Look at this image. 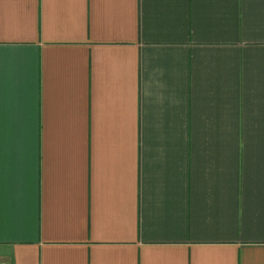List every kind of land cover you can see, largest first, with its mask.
<instances>
[{
  "label": "crops",
  "instance_id": "obj_1",
  "mask_svg": "<svg viewBox=\"0 0 264 264\" xmlns=\"http://www.w3.org/2000/svg\"><path fill=\"white\" fill-rule=\"evenodd\" d=\"M0 261L264 264V0H0Z\"/></svg>",
  "mask_w": 264,
  "mask_h": 264
},
{
  "label": "built area",
  "instance_id": "obj_2",
  "mask_svg": "<svg viewBox=\"0 0 264 264\" xmlns=\"http://www.w3.org/2000/svg\"><path fill=\"white\" fill-rule=\"evenodd\" d=\"M0 264H6V262H4V261H0Z\"/></svg>",
  "mask_w": 264,
  "mask_h": 264
}]
</instances>
